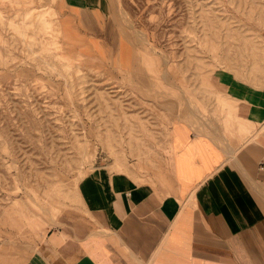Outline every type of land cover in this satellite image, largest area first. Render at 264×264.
<instances>
[{
    "label": "rangeland",
    "instance_id": "obj_1",
    "mask_svg": "<svg viewBox=\"0 0 264 264\" xmlns=\"http://www.w3.org/2000/svg\"><path fill=\"white\" fill-rule=\"evenodd\" d=\"M106 2L131 44L65 43L61 0H0V246L21 255L86 215L76 186L95 167L166 187L170 124L228 126L217 72L264 87V0Z\"/></svg>",
    "mask_w": 264,
    "mask_h": 264
},
{
    "label": "crops",
    "instance_id": "obj_2",
    "mask_svg": "<svg viewBox=\"0 0 264 264\" xmlns=\"http://www.w3.org/2000/svg\"><path fill=\"white\" fill-rule=\"evenodd\" d=\"M61 2L63 42L131 44L111 33L106 0ZM214 79L236 103L218 95L228 126L194 114L170 124L166 187L95 167L76 186L86 215L48 229L23 255L1 240L0 264H264V87L230 72Z\"/></svg>",
    "mask_w": 264,
    "mask_h": 264
}]
</instances>
